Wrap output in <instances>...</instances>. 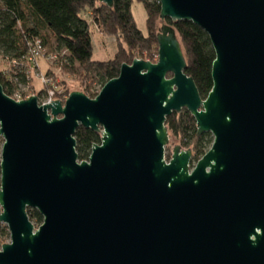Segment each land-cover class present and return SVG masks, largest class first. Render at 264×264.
Segmentation results:
<instances>
[{
  "label": "water",
  "instance_id": "water-1",
  "mask_svg": "<svg viewBox=\"0 0 264 264\" xmlns=\"http://www.w3.org/2000/svg\"><path fill=\"white\" fill-rule=\"evenodd\" d=\"M114 6V0H99ZM156 62L134 58L95 97L17 100L0 82V264H264V0H160ZM171 21L214 47L202 97ZM187 109L214 141L170 143ZM101 134L80 161L75 133ZM43 222L36 227L28 209Z\"/></svg>",
  "mask_w": 264,
  "mask_h": 264
},
{
  "label": "trees",
  "instance_id": "trees-1",
  "mask_svg": "<svg viewBox=\"0 0 264 264\" xmlns=\"http://www.w3.org/2000/svg\"><path fill=\"white\" fill-rule=\"evenodd\" d=\"M135 1L146 9L147 35L139 29L134 17ZM86 12H91L93 23L105 36L117 37L113 57L93 58L91 23L84 15ZM160 13V0H114L113 7L99 0H0V59L8 65L6 71L0 70V82L5 92L14 97L21 84L32 81L26 65L14 67L11 62L23 59L40 40L45 49L53 43H57L58 49H66L61 57L55 55L57 63H53L77 76L84 84V91L95 97L107 81L119 76L123 63H132L136 57L157 60ZM169 22L181 40L188 61L186 72L195 79L205 98L213 87L212 66L216 58L210 37L191 21ZM45 93L42 90L39 97ZM166 125L170 136L178 139L179 144L192 148L193 161L199 160L214 141L211 132L198 134L196 119L187 109L168 116ZM75 137L80 161L88 160L94 145L101 142L100 133L83 126L77 129ZM28 213L35 224L43 222L37 209L30 208ZM9 236L8 226L0 222V247L3 238Z\"/></svg>",
  "mask_w": 264,
  "mask_h": 264
},
{
  "label": "rangeland",
  "instance_id": "rangeland-1",
  "mask_svg": "<svg viewBox=\"0 0 264 264\" xmlns=\"http://www.w3.org/2000/svg\"><path fill=\"white\" fill-rule=\"evenodd\" d=\"M132 11L134 14V17L136 19L137 25L139 29L145 34H148V28H147V13L144 5L141 2L135 1L132 5ZM91 12H86L84 15L89 19L90 21V32L91 37L93 41V58L95 59H109L114 56L115 50H116V42L117 37L116 36H105L104 33H102L99 28L93 23L92 18L90 16ZM161 22H159L160 28ZM66 49H58L57 43H53L51 45H48L46 48V54L45 56L40 57V68L39 71H35V74H32L31 82L29 84L24 85L21 84L19 86V89L17 92H23L24 95L30 94V95H40V92L43 90L47 93V95H50V93L53 91V88L55 86H58L59 88H63L67 93H71L72 91L80 90L84 91V84L82 83L79 78L71 73L64 72V70H61L58 66H56L54 63H51L46 58L47 55L53 54L58 55L59 57L62 56L63 52ZM55 53V54H54ZM139 58V57H136ZM158 60V56H157ZM156 60V61H157ZM57 63V59L53 60ZM154 61V62H156ZM8 68V65L6 62L2 61L0 59V70L6 71ZM54 72L50 77L53 79V84L55 86L49 85L47 83L43 82V78L39 73L49 75L50 72ZM54 77V78H53ZM100 92V91H99ZM43 98V97H41ZM213 136V135H212ZM4 138L0 136V159H1V152L3 148ZM179 144V140L176 139L174 136H170V143L166 147V157L167 159H170L173 153V148L175 145ZM198 160H194L191 163V166L193 167ZM2 211V208L0 207V212ZM36 227H38V224H35ZM3 242L7 243L11 241L10 236L7 238H3ZM1 248V247H0Z\"/></svg>",
  "mask_w": 264,
  "mask_h": 264
},
{
  "label": "built area",
  "instance_id": "built-area-1",
  "mask_svg": "<svg viewBox=\"0 0 264 264\" xmlns=\"http://www.w3.org/2000/svg\"><path fill=\"white\" fill-rule=\"evenodd\" d=\"M32 50L29 54H27L23 59L21 60H14L13 62H11V65H13L14 67H18V66H23L26 65L27 68V74L29 76V78H32V74H35V71H39L40 68V57L42 58V56H45L46 52H45V47L42 46V43L40 40H38L35 44V46H32ZM46 58L48 59V61H50L51 63H53L56 59V56L49 54L46 56ZM39 75H41V77L43 78V82L47 83L48 86L52 84V86H55V84H53V79L51 78L52 76L49 74L45 75V74H41L39 73ZM51 76V77H50ZM54 78V77H53ZM30 94L24 95L23 92H17L16 94H14V98L17 100H21V99H27L29 98ZM40 96V95H39ZM43 98L39 97V101L41 104H47V103H51L52 100H62L63 103H65L66 99L69 97V93H67V91H65L63 88H59L58 86H55V88H53V91L50 93V95H47V93H45L43 96Z\"/></svg>",
  "mask_w": 264,
  "mask_h": 264
},
{
  "label": "flooded vegetation",
  "instance_id": "flooded-vegetation-1",
  "mask_svg": "<svg viewBox=\"0 0 264 264\" xmlns=\"http://www.w3.org/2000/svg\"><path fill=\"white\" fill-rule=\"evenodd\" d=\"M181 145V144H180ZM182 146V145H181ZM183 147V146H182ZM184 149H188V147H183ZM190 149H192V148H190ZM193 151V150H192ZM193 154H194V152H193ZM232 254L230 253V252H228L227 251V254H226V256H227V259H226V262H227V264H229V258H230V256H231Z\"/></svg>",
  "mask_w": 264,
  "mask_h": 264
},
{
  "label": "crops",
  "instance_id": "crops-1",
  "mask_svg": "<svg viewBox=\"0 0 264 264\" xmlns=\"http://www.w3.org/2000/svg\"><path fill=\"white\" fill-rule=\"evenodd\" d=\"M117 50V49H116ZM116 50H115V52H116Z\"/></svg>",
  "mask_w": 264,
  "mask_h": 264
}]
</instances>
